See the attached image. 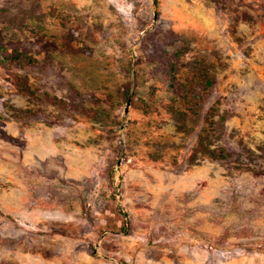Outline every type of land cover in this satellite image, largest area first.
I'll list each match as a JSON object with an SVG mask.
<instances>
[{"label": "rangeland", "instance_id": "1", "mask_svg": "<svg viewBox=\"0 0 264 264\" xmlns=\"http://www.w3.org/2000/svg\"><path fill=\"white\" fill-rule=\"evenodd\" d=\"M0 264H264V0H0Z\"/></svg>", "mask_w": 264, "mask_h": 264}, {"label": "water", "instance_id": "2", "mask_svg": "<svg viewBox=\"0 0 264 264\" xmlns=\"http://www.w3.org/2000/svg\"><path fill=\"white\" fill-rule=\"evenodd\" d=\"M129 103H130V96H128V98H127V100H126V103H125V107H124V111H123L124 116H125V115L127 114V112H128Z\"/></svg>", "mask_w": 264, "mask_h": 264}, {"label": "trees", "instance_id": "3", "mask_svg": "<svg viewBox=\"0 0 264 264\" xmlns=\"http://www.w3.org/2000/svg\"><path fill=\"white\" fill-rule=\"evenodd\" d=\"M18 57H25L24 55L21 54H17ZM27 59H29L28 57H26Z\"/></svg>", "mask_w": 264, "mask_h": 264}]
</instances>
